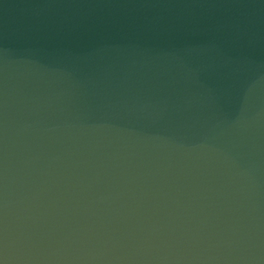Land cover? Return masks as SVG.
<instances>
[{"label": "water", "instance_id": "obj_1", "mask_svg": "<svg viewBox=\"0 0 264 264\" xmlns=\"http://www.w3.org/2000/svg\"><path fill=\"white\" fill-rule=\"evenodd\" d=\"M0 264H264V0H0Z\"/></svg>", "mask_w": 264, "mask_h": 264}]
</instances>
